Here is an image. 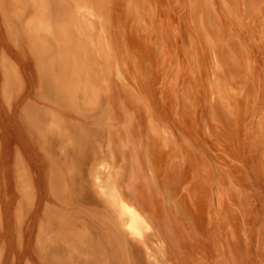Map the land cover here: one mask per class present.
Listing matches in <instances>:
<instances>
[{"label": "rangeland", "instance_id": "rangeland-1", "mask_svg": "<svg viewBox=\"0 0 264 264\" xmlns=\"http://www.w3.org/2000/svg\"><path fill=\"white\" fill-rule=\"evenodd\" d=\"M0 264H264V0H0Z\"/></svg>", "mask_w": 264, "mask_h": 264}, {"label": "bare ground", "instance_id": "bare-ground-1", "mask_svg": "<svg viewBox=\"0 0 264 264\" xmlns=\"http://www.w3.org/2000/svg\"><path fill=\"white\" fill-rule=\"evenodd\" d=\"M113 202L119 207V211L125 214L126 221L124 224L131 232L140 234L142 231H144V229L147 228L146 222L136 211L126 205L121 204L119 201H116V199Z\"/></svg>", "mask_w": 264, "mask_h": 264}, {"label": "crops", "instance_id": "crops-1", "mask_svg": "<svg viewBox=\"0 0 264 264\" xmlns=\"http://www.w3.org/2000/svg\"><path fill=\"white\" fill-rule=\"evenodd\" d=\"M124 205H126V206H129L128 204H124ZM132 209V208H131ZM134 210V209H133ZM135 211V210H134ZM124 225V224H123ZM127 229H128V231L130 232V234H134L133 232H131L130 230H129V228L126 226V225H124Z\"/></svg>", "mask_w": 264, "mask_h": 264}]
</instances>
